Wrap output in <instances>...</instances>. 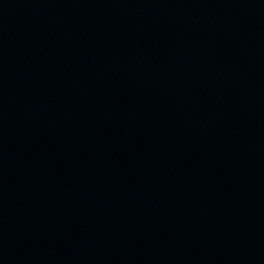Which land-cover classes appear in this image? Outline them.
<instances>
[{
	"label": "water",
	"instance_id": "95a60500",
	"mask_svg": "<svg viewBox=\"0 0 264 264\" xmlns=\"http://www.w3.org/2000/svg\"><path fill=\"white\" fill-rule=\"evenodd\" d=\"M0 264H264V0H0Z\"/></svg>",
	"mask_w": 264,
	"mask_h": 264
}]
</instances>
